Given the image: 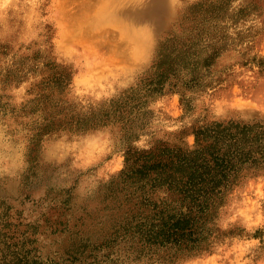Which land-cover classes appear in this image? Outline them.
<instances>
[{
	"label": "rangeland",
	"instance_id": "1",
	"mask_svg": "<svg viewBox=\"0 0 264 264\" xmlns=\"http://www.w3.org/2000/svg\"><path fill=\"white\" fill-rule=\"evenodd\" d=\"M0 264H264V0H0Z\"/></svg>",
	"mask_w": 264,
	"mask_h": 264
},
{
	"label": "trees",
	"instance_id": "2",
	"mask_svg": "<svg viewBox=\"0 0 264 264\" xmlns=\"http://www.w3.org/2000/svg\"><path fill=\"white\" fill-rule=\"evenodd\" d=\"M242 142L243 136L238 131L232 133L230 128L223 127L222 130H216L212 141L204 146L205 155L202 150L203 154L198 153L202 155L200 157L199 155L182 156L180 164L175 161L174 168L184 166L190 169L186 184L188 183L187 189L191 192L197 194L201 191L202 195H216L234 182L243 164L248 161L251 155H255L252 146L242 150L240 147ZM193 197L195 198V196ZM179 223H182V220L174 223L173 227L176 230H183V226H177Z\"/></svg>",
	"mask_w": 264,
	"mask_h": 264
},
{
	"label": "bare ground",
	"instance_id": "3",
	"mask_svg": "<svg viewBox=\"0 0 264 264\" xmlns=\"http://www.w3.org/2000/svg\"><path fill=\"white\" fill-rule=\"evenodd\" d=\"M100 1H101V0H100ZM66 12H67V11H66ZM94 12H95V11H94ZM91 13H92V12H91ZM91 13H90V14H91ZM113 13H114V11H113ZM94 14H95V13H94ZM88 15H89V14H88ZM72 24H73V23H71V25H72ZM73 26H74V24L72 25V27H73Z\"/></svg>",
	"mask_w": 264,
	"mask_h": 264
}]
</instances>
